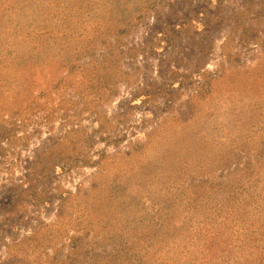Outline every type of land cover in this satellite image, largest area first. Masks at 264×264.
Segmentation results:
<instances>
[{
    "label": "rangeland",
    "instance_id": "rangeland-1",
    "mask_svg": "<svg viewBox=\"0 0 264 264\" xmlns=\"http://www.w3.org/2000/svg\"><path fill=\"white\" fill-rule=\"evenodd\" d=\"M0 264H264V0H0Z\"/></svg>",
    "mask_w": 264,
    "mask_h": 264
}]
</instances>
